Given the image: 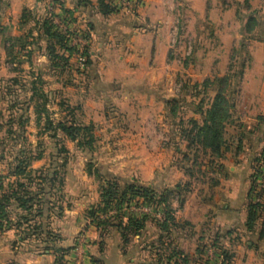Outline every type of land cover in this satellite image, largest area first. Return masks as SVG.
Segmentation results:
<instances>
[{"label": "rangeland", "instance_id": "obj_1", "mask_svg": "<svg viewBox=\"0 0 264 264\" xmlns=\"http://www.w3.org/2000/svg\"><path fill=\"white\" fill-rule=\"evenodd\" d=\"M246 1L241 2L244 6L240 15H246L249 20L255 16L252 6L249 8ZM170 2L175 16L170 26V59L175 62L179 92L187 102L178 106L174 117V134L180 139L178 147L181 150L174 156L173 162L179 168L182 180L176 183L174 177L178 174L173 173L172 182L165 187L145 185L154 189L151 201L127 194L123 200L119 197L110 204L103 203V188L109 183L119 186V196L126 187L119 181L118 174H111V164H105L117 156H122L120 162L125 160V153L120 152L117 146L123 137L121 133L125 122L120 118L121 110L113 104L106 102L104 106H94L97 89L88 71L93 62L80 55L86 52L89 57L88 51L96 49V46L91 49L84 46L83 40L90 38L86 34V16L81 15L80 22L77 17L67 15L71 24L66 27L60 12H55L56 8L59 9L56 1L45 0L42 9L31 10L22 19L18 36L4 41L0 38V195H10L21 189L18 185L23 183L32 193L50 201L39 208L34 207L30 212L19 209L12 202L7 207L10 222L6 224L4 221L6 227L3 232L15 230L18 238H27L24 242L29 247L25 249L32 253L45 254L48 251L58 264H100L99 253L115 245L117 234L122 244L135 237L142 239L140 245L149 252L142 264H161L160 259L163 264H186L184 259L187 264L193 261H198L197 264H216L214 249L217 247L213 244L216 235L227 227H244L251 203L264 205V124L258 129L249 126V121H241L242 114H246L247 110L242 109L243 104H239L238 109L235 105L242 96L241 88L235 84L242 82L249 58L238 54L235 49L231 54L229 70H226L219 52L211 54L209 51V47L216 43L211 40L209 32V14L195 12L191 0ZM8 3L9 0H0V32L3 28L1 16L11 10ZM221 3L236 2L222 0ZM89 8L94 7L91 5ZM47 19L52 22L55 31L65 37V47L57 40L47 41L43 28ZM77 31L80 33L78 40L74 35ZM12 49L13 54L9 56L7 52ZM225 78H229L225 96L235 106L231 109L232 118L225 129L222 153L216 155L206 151L201 144H192L181 133L183 129L184 133L192 129L190 119L203 123V117L194 114L187 105H202L204 111L208 110L221 86L219 81ZM28 107V114L21 111ZM237 111L241 113L239 119ZM104 112L107 121L104 120ZM99 113L103 116H98ZM22 117L29 118L23 126L24 133L20 125ZM60 123L67 127L90 128L93 139L82 131L77 132V140L74 141L59 128ZM20 165L25 172L15 175ZM90 165L93 166L91 169ZM95 169L99 173L90 176L89 171L94 173ZM80 176L91 179L83 181ZM53 177L55 182L51 190L48 182ZM253 185L256 188L251 191ZM177 186L179 194L173 193ZM86 198L89 201L79 208V215L72 218L82 216L86 226L74 234L68 230L70 246L62 248L60 227H51V217H65ZM162 200L166 202L162 204ZM42 208L45 213L38 217L37 210ZM26 216L32 221L20 220ZM173 217L174 221L171 220ZM165 219L167 225L162 224ZM130 222L140 224L138 227L143 224V228L139 232L126 230ZM35 225L42 226L37 234L33 230ZM86 227L97 229V241L91 235L87 236ZM161 227H174L173 235L158 233ZM255 233L258 242L264 240L261 237L264 233V209ZM174 235L183 237L178 242L179 247L170 242ZM235 239H238L237 236ZM84 241L87 243L83 251ZM172 256L174 258L168 263Z\"/></svg>", "mask_w": 264, "mask_h": 264}, {"label": "crops", "instance_id": "obj_2", "mask_svg": "<svg viewBox=\"0 0 264 264\" xmlns=\"http://www.w3.org/2000/svg\"><path fill=\"white\" fill-rule=\"evenodd\" d=\"M44 1L9 0L11 10L1 16V40L18 36L23 11L42 9ZM55 1L58 4L56 7H59L55 12H60L61 21L66 27H70L71 22L63 17L64 11H69L79 20L81 15L86 16L88 29L85 32L90 38L83 40L84 46H90V49L96 46V49L88 51L89 57L86 52L80 55L93 62L88 71L97 89L94 106H104L106 102L113 104L117 110H121L120 118L125 122L121 133L123 137L117 145L119 151L125 153V160L120 162L122 156L109 159L105 164H111V174H118L120 179L142 186L158 184L165 187L172 182L171 174L177 173L174 178L179 183L182 177L173 160L181 150L178 147L180 139L174 134V126L167 117L166 107L167 100L180 95L175 78V62L170 59V26L175 19L170 0H140L141 6L137 10L118 12L107 17L97 13V0H89L93 9L79 7L77 0ZM221 1L191 0L195 12L209 14L210 36L216 42L209 47V51L211 54L219 52L226 70H229L231 54L235 49L238 54L248 56L249 65L242 74V82L235 84L242 90L240 101L235 103L236 109L239 104H243L242 109L247 111L242 114V118L237 111V118L243 122L249 121V126L261 129L264 124V0L246 1L249 8L252 6L255 16L249 20L246 15H240L244 6L241 5L242 0H235L236 3ZM79 34L78 31L74 33L75 38H79ZM250 34L256 37H250ZM98 116H103V113ZM106 117L104 112L105 121L108 120ZM106 130L103 132L107 134ZM79 178L83 181L91 179L89 176ZM87 200L77 204L63 218L51 217V227H60L62 248L70 246L68 230L74 234L86 226L82 216L72 218L79 215V208L85 206ZM85 229L87 236L91 235L96 241L99 239L97 229ZM174 230V227H169L168 234L173 235ZM163 232L158 228V233ZM236 236L238 239H235ZM116 237L115 245L110 248L106 246L99 253L100 264L145 262L149 252L145 246L140 245L141 238L135 237L122 244L117 234ZM256 238L257 233H247L245 227H227L215 237L213 244L219 248L214 249L215 263L222 264L225 255L228 257L225 264H264V240L258 242ZM181 240L183 237L174 235L170 242L177 246ZM85 243L82 245L83 251ZM26 247L29 244L21 242L15 230L0 231V264H58L50 252L34 254ZM197 263L193 261L189 264Z\"/></svg>", "mask_w": 264, "mask_h": 264}, {"label": "trees", "instance_id": "obj_3", "mask_svg": "<svg viewBox=\"0 0 264 264\" xmlns=\"http://www.w3.org/2000/svg\"><path fill=\"white\" fill-rule=\"evenodd\" d=\"M77 4L79 7H85V8H89L91 6V3L89 0H77ZM97 9L99 13L105 17L118 13L117 10L114 9V7L111 5L110 0H97ZM30 12L31 11L29 10L23 11L22 16L19 21L20 25H23L22 19L26 18V16L29 15ZM67 15L73 16L69 13V11H64L63 17L67 18L66 17ZM43 28H44V35L47 41L52 42L53 40H57V42L61 44L62 47H65V44H64L65 37H63V35L55 31L54 29L55 27L52 26V22L49 19L44 21ZM7 53L9 56H12L13 49L9 50V52ZM88 64H91V62H88ZM228 81H229V78H225L224 80L219 81V85L221 86L218 89L217 95L215 96L213 100L212 106L208 110L204 111V109L202 108V105L201 107L199 105H192V104L187 105L194 114H198L203 117V123L200 124L197 120L190 119L189 122L192 125V129L187 133H184V129H183L181 133L183 137L188 139L192 144H201L206 151L209 150L213 154H216V155H221L222 153V148L224 147V144H225V129L230 119L232 118L231 109L234 107V105L230 103L227 97L225 96L226 95L225 93L227 91L226 89L228 87L227 85ZM209 86H212V84H209ZM196 87H198V85H196ZM185 103H187L186 97L182 96L181 94L177 98L166 101V107L168 109V118L172 121L173 126L176 125V121L174 117L176 115L178 106L185 105ZM21 111L28 114L29 107L21 109ZM23 118L24 117L21 118V123H20L22 128L23 126H25V124L29 122L28 117L26 119H23ZM59 128L65 134H68V136L74 141L77 140V132L80 133L82 131H84V133H86L87 135H90V138L93 139V135H91L90 128L67 127L66 125H64V123H60ZM21 132L24 133V128ZM63 151L66 154L68 153L66 149H64ZM92 167L93 166L90 165V169ZM24 172H25V169L23 168V165H20L16 169L14 174L22 175L24 174ZM98 173H99L98 169H95L94 173L91 170L89 171L90 176L96 175ZM54 177L48 182L49 189L51 190L54 188V182H55ZM119 181L123 182L126 185L125 190L121 194V196L118 195L120 188L115 183H109L108 187L103 188V192L101 196L103 199V203L105 205L110 204L112 201H114L115 199H118L119 197H120V200H123L125 199L127 194L140 196V197L147 199L148 201H151V198L154 196L153 188L145 187V186H142L136 183H125L121 179H119ZM18 187H20L21 189L11 192L10 195H7V194H4L2 196L0 195V231L1 232L5 231L4 227L6 226L4 225V221L6 220V224L10 222L9 215L7 213V207H9L12 204V202L16 203L19 209H22L26 212L32 211L34 207L39 208V206L41 205L43 206L46 203H50L49 200L43 199V198L41 199L38 194L32 193L29 187H26L23 183H19ZM255 188H256L255 185H253L251 191H254ZM178 191H179V186H177L176 190L173 193L179 194L180 192ZM165 202L166 200H162V204H164ZM263 209H264V205L260 203H251L248 206L247 221L244 225L247 233L254 234L256 232L257 222L260 219V213L262 212ZM37 212H38L37 216L42 217L45 213V210L44 208H42L40 210L38 209ZM26 217L24 219L21 217L20 220H24L27 223L32 221L29 219V217L27 218ZM171 220L174 221V217L171 218ZM162 224L167 225V219H165L164 223ZM137 225L140 226V224L138 223L130 222V227H126L125 229L126 230L129 229L134 232H139V230L143 228L142 227L143 224L141 225V227H138ZM34 227L35 228L33 230L35 234H37L40 227L42 226L35 225ZM161 229L164 232L169 233V227H161ZM261 237H264V233H262ZM20 239H21V242H24L27 238L20 237ZM127 242L128 241H126V243ZM171 258H174V256L169 257V259L167 260L168 263H170ZM227 259L228 257L224 255V261L222 264H225V262H227ZM159 262L163 264L161 259L159 260ZM183 263L187 264L186 259L183 260Z\"/></svg>", "mask_w": 264, "mask_h": 264}, {"label": "built area", "instance_id": "obj_4", "mask_svg": "<svg viewBox=\"0 0 264 264\" xmlns=\"http://www.w3.org/2000/svg\"><path fill=\"white\" fill-rule=\"evenodd\" d=\"M111 5L117 10V12H129L137 10L141 6V2L140 0H111ZM76 39L78 40L79 38ZM262 165L264 167V164ZM262 171H264V168H262ZM262 189L264 190V183ZM257 201L260 202L259 199Z\"/></svg>", "mask_w": 264, "mask_h": 264}]
</instances>
